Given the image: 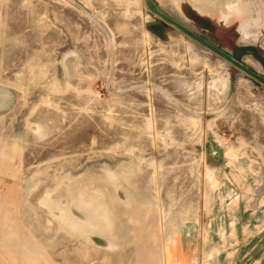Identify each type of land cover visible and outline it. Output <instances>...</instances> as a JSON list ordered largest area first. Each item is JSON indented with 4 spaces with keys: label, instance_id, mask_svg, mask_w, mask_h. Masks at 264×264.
<instances>
[{
    "label": "rangeland",
    "instance_id": "1",
    "mask_svg": "<svg viewBox=\"0 0 264 264\" xmlns=\"http://www.w3.org/2000/svg\"><path fill=\"white\" fill-rule=\"evenodd\" d=\"M0 264H264V0H0Z\"/></svg>",
    "mask_w": 264,
    "mask_h": 264
},
{
    "label": "crops",
    "instance_id": "2",
    "mask_svg": "<svg viewBox=\"0 0 264 264\" xmlns=\"http://www.w3.org/2000/svg\"><path fill=\"white\" fill-rule=\"evenodd\" d=\"M26 254V253H25Z\"/></svg>",
    "mask_w": 264,
    "mask_h": 264
},
{
    "label": "water",
    "instance_id": "3",
    "mask_svg": "<svg viewBox=\"0 0 264 264\" xmlns=\"http://www.w3.org/2000/svg\"><path fill=\"white\" fill-rule=\"evenodd\" d=\"M238 59V58H237Z\"/></svg>",
    "mask_w": 264,
    "mask_h": 264
}]
</instances>
